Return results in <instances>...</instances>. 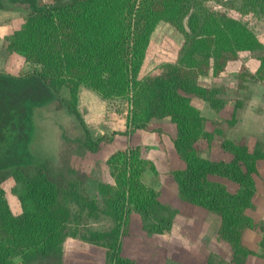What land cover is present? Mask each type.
<instances>
[{"label": "trees", "instance_id": "trees-1", "mask_svg": "<svg viewBox=\"0 0 264 264\" xmlns=\"http://www.w3.org/2000/svg\"><path fill=\"white\" fill-rule=\"evenodd\" d=\"M209 0H0V8H27L20 24L4 37L7 52L21 55L32 68L18 74L0 70V147L13 139L24 145L26 101L61 99L80 123L82 133L69 137L61 131L58 161L28 164L17 150L0 156V264H63V244L69 238L104 247V264H134L121 253L119 236L131 210L152 231L169 229L174 209L158 199L145 181L155 172L153 162L138 146H126L106 159L111 182H98L99 197L83 190L87 174L71 164L75 145L94 152L105 136L93 138L77 110V92L83 85L103 98L127 103L132 128H146L151 120L168 119L174 126L171 141L180 166L171 171L178 196L219 215V235L233 247L232 261L241 264L251 252L241 243L244 229L252 226L256 178L264 171V148L228 138L221 147L229 160H212L194 146L208 137L206 117L192 96L213 109L226 105L223 88L211 78L231 60L259 51L253 72L241 66L237 87L248 79L264 82V35L255 34L244 16L264 13V0H238L235 12L213 7ZM159 21L182 35L173 61L153 76L138 77L150 35ZM241 105L234 101L228 123L235 122ZM108 140V139H107ZM7 178L15 182L20 212L14 214L5 194ZM223 180L237 184L227 189ZM108 228H93L99 218ZM259 255L264 259V221ZM206 264H214L208 260Z\"/></svg>", "mask_w": 264, "mask_h": 264}, {"label": "rangeland", "instance_id": "rangeland-1", "mask_svg": "<svg viewBox=\"0 0 264 264\" xmlns=\"http://www.w3.org/2000/svg\"><path fill=\"white\" fill-rule=\"evenodd\" d=\"M208 2L220 10L236 13L238 0ZM26 9L21 8L23 14L20 22ZM243 20L255 34L264 35V13L259 16H244ZM182 39L181 33L172 25L159 21L150 35L138 77L153 76L166 62L173 61ZM259 54V51L242 54L238 59L229 61L222 73L211 78L212 84L223 88V96L227 102L222 109H213L208 107L207 101L196 96L191 97L192 103L206 117L205 127L210 134L194 144L200 155L212 160H229L230 152L220 145L223 138L264 148V82L248 79L244 83L245 87L239 88L235 76L241 66L253 72L258 65ZM29 66L26 64L19 69L3 67L0 70H12L14 74H18L30 70ZM80 87L87 89L83 85ZM79 88L77 110L84 125L93 138H106L94 152L78 145L72 148V166L88 176L82 186L84 192L99 197L97 183L111 182L106 162L110 153L126 146H138L141 155L150 159L155 166V172H145V181L158 192V199L162 203L174 209L171 226L163 231L149 230L140 214L131 210L127 222L121 227V253L131 258L134 264H206L208 260L214 264H235L232 261V244L218 233L219 215L200 205L184 201L177 194L171 171L180 166V162L171 141L173 124L163 118L151 120L146 128H132L126 121L128 113L125 100L103 99L101 96L91 101L78 100ZM67 97V88L63 86L55 98L24 102V145L17 148L14 138L9 139L0 147V156L3 157L15 149L24 153V161L28 164L57 162L61 131L65 130L69 137L82 133L80 123L61 100ZM236 100L241 105L236 110L235 122L230 125L227 120L231 117L232 106ZM210 110H216V113ZM223 181L229 191L236 190L235 182ZM14 184L12 178H7L3 187L12 212L18 214L20 207L16 194L12 191ZM252 202L253 207L247 212L254 224L244 229L241 236V243L251 252L245 255L241 264H264L263 257L259 255L261 232L258 227V223L264 221V171L256 178V191ZM90 224L93 228L104 229L111 226L112 222L101 217ZM104 260V247L99 244L72 237L64 241L63 264H104Z\"/></svg>", "mask_w": 264, "mask_h": 264}, {"label": "crops", "instance_id": "crops-1", "mask_svg": "<svg viewBox=\"0 0 264 264\" xmlns=\"http://www.w3.org/2000/svg\"><path fill=\"white\" fill-rule=\"evenodd\" d=\"M22 14L23 11L21 10V8L18 7H13L9 9L0 8V68L13 67V69H19L22 66L25 67L26 64L30 65L28 69L32 68V65L24 61L21 55L15 52H7L4 44V37L10 34L13 29L20 24ZM8 73L14 74L12 70H10ZM96 97H100V95L94 92L93 90H90L89 88H79L78 100L82 99L84 101H91L94 100ZM208 110L209 108L207 109V111ZM210 111L216 113V110Z\"/></svg>", "mask_w": 264, "mask_h": 264}]
</instances>
